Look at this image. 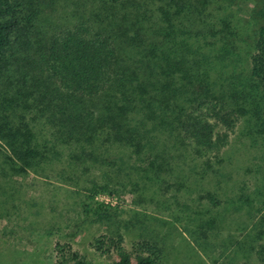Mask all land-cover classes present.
I'll return each mask as SVG.
<instances>
[{"label": "trees", "instance_id": "16d2710c", "mask_svg": "<svg viewBox=\"0 0 264 264\" xmlns=\"http://www.w3.org/2000/svg\"><path fill=\"white\" fill-rule=\"evenodd\" d=\"M90 3H76L74 21L40 37L27 14L19 20L9 0H0V176L6 183L66 154L69 177L79 165L83 172L103 166L104 183L91 192L113 194L111 177L127 176L125 166L155 182L176 170L181 150L210 165L240 118L257 121L264 139V94L257 96L264 93V26L239 90L233 76L210 73L228 59L235 35L225 8L214 18L212 0ZM102 237L116 253L111 264H157L152 243L128 251L120 235ZM101 239L95 240L100 250ZM59 251L61 264H88L68 245ZM256 260L264 264V243Z\"/></svg>", "mask_w": 264, "mask_h": 264}, {"label": "rangeland", "instance_id": "374dc122", "mask_svg": "<svg viewBox=\"0 0 264 264\" xmlns=\"http://www.w3.org/2000/svg\"><path fill=\"white\" fill-rule=\"evenodd\" d=\"M9 2L19 20L25 14L32 19L33 34L40 37L74 21L76 3L91 7L90 0ZM212 6L215 19L225 8L235 35L228 59L210 73L233 76L241 90L256 31L264 26V0H212ZM256 122L240 118L210 165L181 150L176 170L155 182L139 168L123 167L127 176L111 177L113 194L91 192L94 184L104 183L103 166L83 172L86 167L79 165L69 177L66 154L7 183L0 176V264H61L59 250L67 245L88 264H111L116 253L103 235H120L128 251L135 243L154 244L157 264H256V249L264 243V139ZM97 238L106 242L101 250Z\"/></svg>", "mask_w": 264, "mask_h": 264}]
</instances>
